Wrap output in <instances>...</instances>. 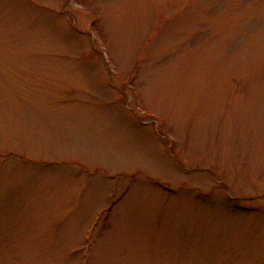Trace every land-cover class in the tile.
Returning <instances> with one entry per match:
<instances>
[{
    "label": "rangeland",
    "instance_id": "rangeland-1",
    "mask_svg": "<svg viewBox=\"0 0 264 264\" xmlns=\"http://www.w3.org/2000/svg\"><path fill=\"white\" fill-rule=\"evenodd\" d=\"M0 264H264V0H0Z\"/></svg>",
    "mask_w": 264,
    "mask_h": 264
}]
</instances>
